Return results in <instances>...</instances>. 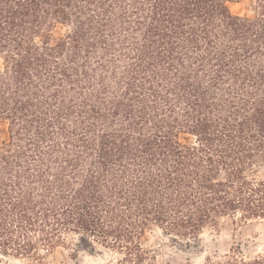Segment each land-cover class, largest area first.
<instances>
[{
    "label": "trees",
    "instance_id": "16d2710c",
    "mask_svg": "<svg viewBox=\"0 0 264 264\" xmlns=\"http://www.w3.org/2000/svg\"><path fill=\"white\" fill-rule=\"evenodd\" d=\"M0 0V253L76 237L157 264L223 218L264 220V0ZM203 264H264L231 247Z\"/></svg>",
    "mask_w": 264,
    "mask_h": 264
},
{
    "label": "rangeland",
    "instance_id": "374dc122",
    "mask_svg": "<svg viewBox=\"0 0 264 264\" xmlns=\"http://www.w3.org/2000/svg\"><path fill=\"white\" fill-rule=\"evenodd\" d=\"M231 14L254 16L257 8L254 0H234L227 4ZM7 139L6 127L0 124V142ZM68 242L77 246L71 249L58 248L51 254H44L42 264H123L122 255L96 247L87 250L76 237ZM143 248L151 251L157 264H203L206 256L219 258L229 253L231 247H239L244 255L255 256L264 253V220L248 224H235L223 218L217 224L208 226L199 238L188 246L177 244L153 229L142 240ZM0 264H32L28 259H13L0 253Z\"/></svg>",
    "mask_w": 264,
    "mask_h": 264
}]
</instances>
